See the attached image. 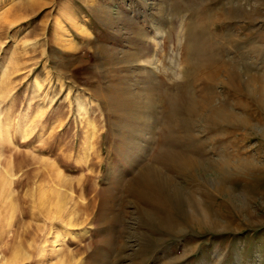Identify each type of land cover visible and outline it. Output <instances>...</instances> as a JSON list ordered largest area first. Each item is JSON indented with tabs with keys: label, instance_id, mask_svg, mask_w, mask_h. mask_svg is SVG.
I'll use <instances>...</instances> for the list:
<instances>
[{
	"label": "rangeland",
	"instance_id": "obj_1",
	"mask_svg": "<svg viewBox=\"0 0 264 264\" xmlns=\"http://www.w3.org/2000/svg\"><path fill=\"white\" fill-rule=\"evenodd\" d=\"M263 84L264 0H0V264H264Z\"/></svg>",
	"mask_w": 264,
	"mask_h": 264
},
{
	"label": "bare ground",
	"instance_id": "obj_2",
	"mask_svg": "<svg viewBox=\"0 0 264 264\" xmlns=\"http://www.w3.org/2000/svg\"><path fill=\"white\" fill-rule=\"evenodd\" d=\"M262 86H264V84H263ZM262 90H263V88L261 87L258 91L262 92ZM260 92H259V93H260ZM262 93H263V92H262Z\"/></svg>",
	"mask_w": 264,
	"mask_h": 264
}]
</instances>
